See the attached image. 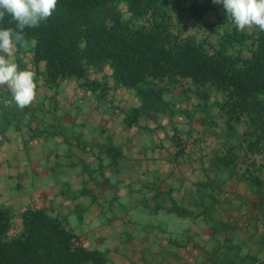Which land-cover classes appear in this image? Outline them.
<instances>
[{"label":"crops","instance_id":"1","mask_svg":"<svg viewBox=\"0 0 264 264\" xmlns=\"http://www.w3.org/2000/svg\"><path fill=\"white\" fill-rule=\"evenodd\" d=\"M13 58L36 80L24 108L0 85V205L14 218L45 209L108 264H264V165L223 162L233 150L213 104L173 102L163 88L150 100L109 74L86 76L97 91L50 82L24 43Z\"/></svg>","mask_w":264,"mask_h":264},{"label":"trees","instance_id":"2","mask_svg":"<svg viewBox=\"0 0 264 264\" xmlns=\"http://www.w3.org/2000/svg\"><path fill=\"white\" fill-rule=\"evenodd\" d=\"M163 1L58 0L52 16L39 27L26 28L15 44L32 42V59L35 64L44 63L48 81L82 78L92 91L101 84L86 78L88 68L103 64L111 68L115 85L133 88L150 100L159 98L162 91L149 87L150 80L187 78L199 87L196 93L205 104L211 95L215 97L213 105L224 123V133L238 134L239 127L247 125L252 128L247 141L250 157L260 153L257 147L264 140V34L256 38L247 55H241L228 52L233 43L240 44L247 37L236 29L226 32L217 48L206 50L187 42L172 43L164 21L146 28L119 22V4L140 16ZM213 7V0H195L192 11L200 16ZM2 26L13 28L14 22L6 17ZM210 122L217 127L216 117ZM177 138L173 139L181 152L186 142H176ZM229 152V157L223 156L225 164L235 160L236 154ZM251 163L245 166L243 177L254 183L257 178L249 169ZM20 218V227L14 230L10 210L0 205V264H108L101 251L81 245L77 235L45 209H25Z\"/></svg>","mask_w":264,"mask_h":264},{"label":"rangeland","instance_id":"3","mask_svg":"<svg viewBox=\"0 0 264 264\" xmlns=\"http://www.w3.org/2000/svg\"><path fill=\"white\" fill-rule=\"evenodd\" d=\"M193 2H195V0H164L163 2H160L155 8L151 9L150 12L140 16L131 14L124 4L117 5L116 11L119 15V22H123V24L128 27L146 28V26H149L153 22L164 21L166 23L167 32L172 43L187 42L194 45H199L206 50H210L212 47L217 48L222 36L226 32L236 29L237 31L246 34L247 37L240 44L233 43L228 48V52L247 55L256 38L264 34V31L260 30L256 25L246 27L243 31L237 29L231 22L230 18L226 15L223 7L218 3H214V7L208 13L200 16L196 15L192 11ZM81 45H83V43H81ZM31 46V41L24 43V51H30ZM108 74L112 76V70L107 64H103L100 67H89L87 71L88 76H92L96 79L106 77ZM148 85L149 87L151 86L155 89L159 88V90L163 88L164 92L168 91L167 93L170 94L168 96L171 97V101H173L176 95L181 98L179 101L185 104L190 103L200 105L204 101H198L196 99V96L193 92H196L199 87L193 85L187 78L177 77L174 80L164 79L162 81L150 80ZM204 88H207L206 90H210L212 93V90L209 87L205 86ZM214 99L215 97L211 95V97L207 99L206 102H209V104L212 105L214 104ZM212 118H215V115H211L209 117V124L211 123L210 119ZM210 126L214 127V125L212 126L211 124ZM241 129L242 132H239L238 134L227 136V134L224 133L223 135L227 136L225 141L228 145H230L229 148L233 150L232 152L243 158L241 163L246 164V160H251V152L247 143L249 132L247 131V128L243 127V125ZM175 136L179 138H177L176 141L181 139L179 134H174L172 137L174 138ZM216 137L218 138V136ZM237 140L239 141L236 142ZM261 143H263L262 146H258L257 148H261L260 152H264V140L261 141ZM234 150H237V152ZM244 158H246V160H244ZM12 216L14 230H16L20 227V222L19 219L14 218L13 212Z\"/></svg>","mask_w":264,"mask_h":264},{"label":"clouds","instance_id":"4","mask_svg":"<svg viewBox=\"0 0 264 264\" xmlns=\"http://www.w3.org/2000/svg\"><path fill=\"white\" fill-rule=\"evenodd\" d=\"M58 0H0V85H6L20 108L29 105L36 90L35 72L21 68L14 60V44L26 28H36L47 21ZM225 10L234 26L243 31L256 25L264 31V0H213ZM6 17L14 27L2 26Z\"/></svg>","mask_w":264,"mask_h":264},{"label":"built area","instance_id":"5","mask_svg":"<svg viewBox=\"0 0 264 264\" xmlns=\"http://www.w3.org/2000/svg\"><path fill=\"white\" fill-rule=\"evenodd\" d=\"M256 161V158H259V161H261L264 164V152L255 153L251 156Z\"/></svg>","mask_w":264,"mask_h":264}]
</instances>
